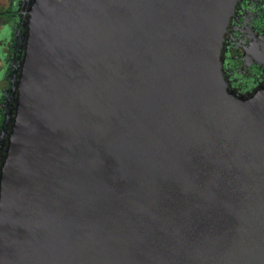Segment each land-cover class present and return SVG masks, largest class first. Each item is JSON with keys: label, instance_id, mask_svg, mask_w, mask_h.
<instances>
[{"label": "water", "instance_id": "95a60500", "mask_svg": "<svg viewBox=\"0 0 264 264\" xmlns=\"http://www.w3.org/2000/svg\"><path fill=\"white\" fill-rule=\"evenodd\" d=\"M237 3L22 0L0 264H264V82L223 74Z\"/></svg>", "mask_w": 264, "mask_h": 264}, {"label": "flooded vegetation", "instance_id": "af4514ba", "mask_svg": "<svg viewBox=\"0 0 264 264\" xmlns=\"http://www.w3.org/2000/svg\"><path fill=\"white\" fill-rule=\"evenodd\" d=\"M22 0H0V130L7 111L5 75L14 58L15 32L21 27L18 10ZM223 74L231 90L249 94L264 82V0H238L225 34Z\"/></svg>", "mask_w": 264, "mask_h": 264}, {"label": "rangeland", "instance_id": "374dc122", "mask_svg": "<svg viewBox=\"0 0 264 264\" xmlns=\"http://www.w3.org/2000/svg\"><path fill=\"white\" fill-rule=\"evenodd\" d=\"M7 18V15H4V16H1L0 15V21H2V20H5ZM2 73H0V82H2ZM0 84H2V83H0ZM2 85H4V84H2ZM1 122V121H0Z\"/></svg>", "mask_w": 264, "mask_h": 264}]
</instances>
